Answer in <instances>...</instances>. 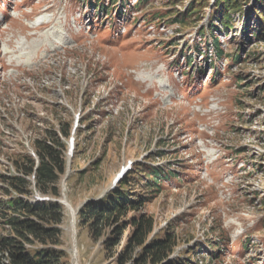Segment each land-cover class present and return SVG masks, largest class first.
<instances>
[{"label":"rangeland","instance_id":"1","mask_svg":"<svg viewBox=\"0 0 264 264\" xmlns=\"http://www.w3.org/2000/svg\"><path fill=\"white\" fill-rule=\"evenodd\" d=\"M216 1L126 0L120 12H100L82 0H0V175L15 173L14 158L46 130L71 126L60 181V200L76 211L64 206L68 264H118L78 212L129 163L126 175L141 168L139 178L150 168L177 174L160 188L139 179L133 187L149 201L151 238L165 229L177 236L169 259L264 264V39L243 37L244 16L229 9L234 29L215 22L216 34L241 60L216 58L208 29ZM192 2L200 13L186 24L169 20L188 17ZM242 6L250 10L251 1ZM21 40L38 48L17 59Z\"/></svg>","mask_w":264,"mask_h":264},{"label":"trees","instance_id":"2","mask_svg":"<svg viewBox=\"0 0 264 264\" xmlns=\"http://www.w3.org/2000/svg\"><path fill=\"white\" fill-rule=\"evenodd\" d=\"M148 1L138 0L141 4ZM250 1V10L243 8V0L216 1L219 10L215 20L208 26L209 41L216 50V58L228 55L232 63L241 60L239 53L226 54L220 48V40L216 34L219 27L215 22H219L226 31L234 29L235 12L244 16L242 26L245 27L241 33L243 37L251 42L252 36L249 33H253L255 39H264V0ZM82 2L98 8L100 12H110L116 6L120 12L121 6L126 4V0H112L111 7L105 6L104 0ZM197 4L192 2L189 9L193 8V11L188 17L173 12L174 14L169 15V20L186 24L185 19L200 13L195 10ZM229 9H233L234 13H227ZM251 18H255L252 27ZM201 35H205L204 31H201ZM193 62L191 60L189 66ZM70 132L69 124L65 127L62 125L60 132L52 128L46 130L42 138H36L33 142L38 161L30 154H20L13 161L17 174L0 175L4 196L0 200V264H68L61 229L65 207L56 200L62 197L60 181L67 172L66 146L62 142V136L68 138ZM141 172V168H136L134 174L129 172L124 175L113 189L101 197L86 201L78 213L80 226L86 228L94 243L101 241L106 255L116 259L118 264H184L179 257L169 259L177 247V236L172 229H165L161 236L155 235L151 238L155 220L143 211L149 201L133 188L136 185L135 179L140 182L145 180L143 187L160 188L165 180L176 178L177 174L171 169L165 171L150 168L148 173L139 178ZM33 176L34 181L31 179ZM36 193L55 200L35 202L33 197ZM209 244L214 250L215 246L211 242ZM212 250L211 254L215 257L217 253Z\"/></svg>","mask_w":264,"mask_h":264},{"label":"bare ground","instance_id":"3","mask_svg":"<svg viewBox=\"0 0 264 264\" xmlns=\"http://www.w3.org/2000/svg\"><path fill=\"white\" fill-rule=\"evenodd\" d=\"M19 45H20L19 48H20V50H21V53H20V55H17V59H20V58H21V55L24 54V53L27 51V49H32L33 47H34L35 49L38 48V44H36V45L34 44V45H31V46H27V44H25L23 40H21V41L19 42ZM19 68L22 69V67H19ZM139 78H140V80H141L142 82L147 81V79L151 82V77H149V75H147V74L139 73ZM66 206L69 208L71 214H72L73 216H75L76 211H75L74 208H72V207L70 206V204H69V202H68L67 200H66Z\"/></svg>","mask_w":264,"mask_h":264},{"label":"water","instance_id":"4","mask_svg":"<svg viewBox=\"0 0 264 264\" xmlns=\"http://www.w3.org/2000/svg\"><path fill=\"white\" fill-rule=\"evenodd\" d=\"M113 187V186H112ZM65 203V200H63V204ZM66 204V203H65Z\"/></svg>","mask_w":264,"mask_h":264}]
</instances>
